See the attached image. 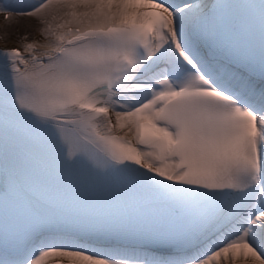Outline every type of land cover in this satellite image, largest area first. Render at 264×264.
Masks as SVG:
<instances>
[{"label": "snow or ice", "instance_id": "snow-or-ice-1", "mask_svg": "<svg viewBox=\"0 0 264 264\" xmlns=\"http://www.w3.org/2000/svg\"><path fill=\"white\" fill-rule=\"evenodd\" d=\"M0 14V264H264V0Z\"/></svg>", "mask_w": 264, "mask_h": 264}, {"label": "bare ground", "instance_id": "bare-ground-1", "mask_svg": "<svg viewBox=\"0 0 264 264\" xmlns=\"http://www.w3.org/2000/svg\"><path fill=\"white\" fill-rule=\"evenodd\" d=\"M27 2L29 0H17L13 7H22ZM36 28V22L24 16L13 15L8 19L0 20V48L18 43L20 37L24 35H29L30 39L37 38Z\"/></svg>", "mask_w": 264, "mask_h": 264}, {"label": "rangeland", "instance_id": "rangeland-1", "mask_svg": "<svg viewBox=\"0 0 264 264\" xmlns=\"http://www.w3.org/2000/svg\"><path fill=\"white\" fill-rule=\"evenodd\" d=\"M12 24L14 23V22H11Z\"/></svg>", "mask_w": 264, "mask_h": 264}]
</instances>
